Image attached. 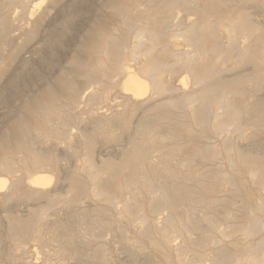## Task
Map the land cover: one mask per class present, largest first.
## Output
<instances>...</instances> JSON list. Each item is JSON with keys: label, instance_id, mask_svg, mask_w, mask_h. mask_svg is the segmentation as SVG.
<instances>
[{"label": "bare ground", "instance_id": "1", "mask_svg": "<svg viewBox=\"0 0 264 264\" xmlns=\"http://www.w3.org/2000/svg\"><path fill=\"white\" fill-rule=\"evenodd\" d=\"M46 1L0 0V55L14 33L12 6L19 5L21 17L29 19L32 12L28 5L32 3L37 9ZM248 8L264 10V0H116L111 5L110 10L120 19L119 28L96 30L99 41L86 50L88 61L76 62L78 69L72 77H60L65 88L75 78L96 87L89 85L82 93L71 89L61 106L66 110L37 101L31 111L42 116L40 123L31 126L18 119L4 135L7 139H0V174L9 177V182L0 178V205L38 199L46 202L27 216L6 217L4 236L11 242L5 255L8 260L13 261L16 251H24L34 241L41 249L52 248L60 261L66 262L76 256V243L92 244L104 237L111 226L104 216L116 210L120 220H127L131 226L145 225L138 232L142 239L125 240L131 247L142 249L146 240L163 251H173V236L194 231L201 234L195 250L201 260L210 258L211 264H264V237L237 252L222 248L209 256L201 251L214 242L220 219L231 222L228 234L238 231L245 238H256L264 230V199L235 208L249 215L248 222L236 223L231 212L234 205L217 198L227 182L234 189L240 187L234 177L223 171L201 175L189 171L196 159L211 161L224 154L228 167H245L250 181L264 189V154L241 149L232 137L247 140L264 133V99L254 97L264 82V28L246 12ZM179 13L185 18L179 19ZM44 16L45 11L39 14V20ZM36 30L34 23L24 31L20 46L33 38ZM224 34L226 44L222 42ZM131 36L133 43L129 46L127 39ZM177 38L188 50L174 49ZM130 60L134 68L128 65ZM249 65L253 68L249 75H225ZM180 72L185 74L182 86L174 88L166 77ZM111 76L123 80L118 84ZM116 88L123 98V109L111 116L103 111L105 115H94ZM55 95L50 87L43 93L53 100ZM82 103L88 107V119L77 112ZM141 108L143 116L133 124V113ZM178 111L182 116L171 118ZM80 123L89 128L71 138L69 129ZM124 133L128 140L118 158L96 162L97 139L119 142ZM207 133L221 137V142L197 146L196 140L205 139ZM11 140L17 146V155L9 147ZM61 141L71 156L81 160L80 166L71 167L64 176H60L58 155L42 148ZM188 148H192L190 153ZM47 170L55 173L57 181L66 183L65 192L50 189ZM192 192L196 193L190 197ZM84 198H96L104 207L47 221L50 208L78 209ZM200 209L206 213L196 215ZM162 212L168 215L159 227L148 214ZM79 224L84 229L75 239L71 227ZM1 230L0 223V239ZM175 252L180 263L179 250ZM82 256L91 264H109L104 245Z\"/></svg>", "mask_w": 264, "mask_h": 264}, {"label": "rangeland", "instance_id": "2", "mask_svg": "<svg viewBox=\"0 0 264 264\" xmlns=\"http://www.w3.org/2000/svg\"><path fill=\"white\" fill-rule=\"evenodd\" d=\"M114 2H116V0H47L45 5L43 4L40 7L41 9H34L33 4L30 3L28 5V10L32 13L29 19H23L21 17L22 9L19 5L12 6L10 11L12 19L11 33H14L11 34V42L8 43L4 52L0 55V139H7L4 135H8L7 132L9 130L11 131L13 124L18 119L24 120L31 126L40 123L42 116L36 115L31 111V108H36L37 101H44L47 106H60L61 109L66 110L61 106L66 103L65 101L70 95L69 92L71 89H75L82 93L88 91L86 89L89 85H92V88L96 87V85L88 84L81 78H75L72 82L69 81L67 85L68 88H65L60 81V77L62 75L72 77L78 69L76 62L84 61L86 63L88 61L86 50L89 46L95 45L99 41L97 36L98 32L96 30L99 32H107L113 28H119V17L110 10ZM47 6L49 7L48 9H46ZM141 9H143V6ZM44 11V18L39 20V14ZM246 12L250 13L252 19L264 28L263 9L248 8ZM182 17L185 18L184 14L179 13L178 18L180 19ZM189 19L193 20L195 17L189 16ZM34 23L37 28L36 34L33 38L20 46L24 39V31L32 28ZM222 39V42L226 44L227 37L225 34L222 35ZM127 42L128 45L132 44L133 37H128ZM173 45L174 49L177 51L188 50V47L184 45L180 38H177ZM128 65L133 67L135 63L130 60V62L128 61ZM251 72H253V68L249 65L230 70L225 73V75L228 77L243 76L249 75ZM114 77L115 76H111V78H113L112 80L118 82V84L123 80L118 76H116L115 79ZM184 77L185 74L180 72L176 76L172 78L168 76L166 79L170 82L172 87L180 88ZM49 87L55 91V96L57 97L54 98L55 100L43 96V93ZM187 90H190V86L187 87ZM254 97L255 99H264V82L261 89L255 93ZM122 100L123 98L118 89H113L109 94L105 106H102L101 110L94 111V115L106 114L105 116H111L113 112L123 109ZM84 105L85 104L82 103L77 112L83 113L82 117L88 119V107ZM143 111L144 110L141 108L133 113L131 119L133 124L143 116ZM181 116L182 112L178 111L172 113L171 118L179 119ZM86 128H89V126H86L84 123L72 125V128L69 129V133H71L72 136L71 138H74L79 131L84 132ZM232 137L241 149H253L259 154H264V133H260L247 140L236 136ZM127 140V133L121 136L119 142L105 141L102 138H98L94 146V159L98 163L103 159H117L123 146L126 145ZM196 141L197 146H202L205 143L217 145L221 142V137L212 133H207L205 139ZM30 142L31 141H29V143ZM9 147L12 153L17 155L18 149L12 140L10 141ZM42 148L53 150V152L58 155L60 176H64L68 173L71 167L81 165V160L70 155L66 143L63 141H61V143L50 142L42 146ZM188 150L190 153L192 148H188ZM196 160L189 165V171L192 172L193 175L223 171L224 174H230L234 177L237 181L235 183H239L240 187L234 189L231 187V183L227 182L225 183L226 186L224 184L220 192H218L217 198L224 200L228 204L234 205V209L231 212L235 216L236 223L248 222V213L235 208L245 204L254 205L256 202L263 201L264 199V189L258 188V186L250 181L249 170L243 166H239L235 170H232L228 167L224 154H221L217 159L211 161L199 162ZM19 175L20 173H16V176ZM46 175L51 178L49 183L50 189L55 188L58 189L59 192L66 191V183L62 182V180L57 181V177L53 171L47 170ZM0 178L9 182V177H6L4 174H0ZM193 183L194 182L190 185L194 186ZM47 187H49V185H47ZM195 193L196 192L190 193V197H193ZM143 196L146 198L145 194H143ZM124 197H126L125 193ZM95 199L96 198H84L79 208L74 210H66L61 206L50 208L47 221H49V219L53 221L57 218H65L66 216H73L83 212L88 213L91 210L99 209V207L103 208L104 204L100 202V200ZM144 203L146 205V199H144ZM45 204V200L38 199L34 200V202L18 201L11 202L7 206L0 205V223L2 229L0 260L2 264H91L84 259V256L81 257V255L88 254L90 251L99 247V245H104L108 249L109 264H211L210 258L201 260L196 257L195 250L199 248L197 240L200 238L201 234L194 231L173 236L171 241L173 251H163L162 249L154 247L146 240L144 248L142 249L131 247V243H126L125 240L142 239L138 232L144 229L145 225L140 223L137 227L131 226L127 220H120L116 210H111L104 216V219L111 224L107 232H104V237L92 244L76 243V256L67 259L66 262L60 261V258L56 256L57 254L52 248L41 249L37 242L34 241L29 242L27 246H25L26 248L24 251H16L13 261L8 260L5 255L11 249V242L4 236L6 217H24L27 216L31 210L42 208ZM121 207L122 205L119 203L118 208ZM200 213L205 214L206 211L200 209L195 214L197 215ZM167 215V212H162L158 215L148 214V217L155 225L160 227L164 224ZM262 218H264V216H262ZM230 225L231 222L220 219L217 224L216 233L213 235L214 242L205 245L201 248V251L209 256L222 248H226L230 252H237L241 248L247 246V243H255L258 239L264 237V230L256 238H245L238 231L228 234ZM82 229H84V225L82 224L72 226V236L75 239H77L78 236L80 237ZM7 242H9V244ZM176 249L179 250L180 263L177 259Z\"/></svg>", "mask_w": 264, "mask_h": 264}]
</instances>
